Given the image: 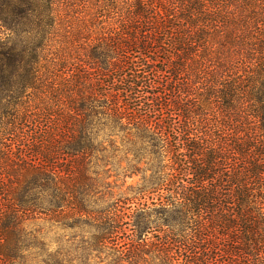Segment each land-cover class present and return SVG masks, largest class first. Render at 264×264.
<instances>
[{"label": "trees", "instance_id": "16d2710c", "mask_svg": "<svg viewBox=\"0 0 264 264\" xmlns=\"http://www.w3.org/2000/svg\"><path fill=\"white\" fill-rule=\"evenodd\" d=\"M18 1L0 0L26 37L0 42V264H264V0ZM118 135L139 181L107 204Z\"/></svg>", "mask_w": 264, "mask_h": 264}, {"label": "rangeland", "instance_id": "374dc122", "mask_svg": "<svg viewBox=\"0 0 264 264\" xmlns=\"http://www.w3.org/2000/svg\"><path fill=\"white\" fill-rule=\"evenodd\" d=\"M16 2L19 4V1L16 0ZM11 17V16H10ZM19 20V18L17 19ZM11 21V19H9ZM21 21V20H20ZM18 36L17 34L11 33L6 28H3L0 24V42L5 43L7 47L15 45L18 48H22L25 46L26 37L24 34L21 33L22 26H18ZM121 135H118V137L114 138L113 144L118 149H109L107 154L102 155V163H100L98 166L101 168V171L104 173V177L106 178V182L109 183V188L106 189L105 193V201L107 204H111L113 202H116L117 199H121V192L125 189L124 186L129 185H136L139 181V178H133L125 180L124 176L121 173ZM125 165H122L124 167ZM8 181V180H7ZM9 182V181H8ZM41 224V223H37ZM39 227H42L39 225ZM76 241V245H78ZM75 247V246H74ZM53 248H56V245H54ZM111 251H107V254H98L95 253L93 255V258L89 261L88 264H110L111 262Z\"/></svg>", "mask_w": 264, "mask_h": 264}]
</instances>
